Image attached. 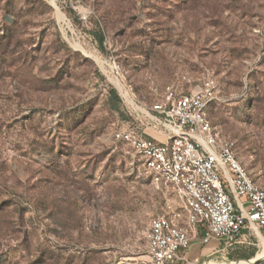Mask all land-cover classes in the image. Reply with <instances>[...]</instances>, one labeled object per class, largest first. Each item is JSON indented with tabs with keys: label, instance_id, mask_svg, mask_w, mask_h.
I'll list each match as a JSON object with an SVG mask.
<instances>
[{
	"label": "rangeland",
	"instance_id": "1",
	"mask_svg": "<svg viewBox=\"0 0 264 264\" xmlns=\"http://www.w3.org/2000/svg\"><path fill=\"white\" fill-rule=\"evenodd\" d=\"M208 80V117L264 187V0H0V264H146L178 201L115 135H155L145 107ZM257 235L182 264H264Z\"/></svg>",
	"mask_w": 264,
	"mask_h": 264
},
{
	"label": "built area",
	"instance_id": "2",
	"mask_svg": "<svg viewBox=\"0 0 264 264\" xmlns=\"http://www.w3.org/2000/svg\"><path fill=\"white\" fill-rule=\"evenodd\" d=\"M81 14L86 21L89 12ZM111 70L117 81L122 79L120 66ZM120 85L123 97H130ZM216 92L214 80L189 94L168 89L144 109L159 137L143 129L115 135L142 160L155 188L171 191L178 201L150 220L146 264H182L195 241L231 247L247 235L260 238L257 230L264 232V187L240 162L236 142L221 135L208 117Z\"/></svg>",
	"mask_w": 264,
	"mask_h": 264
},
{
	"label": "bare ground",
	"instance_id": "3",
	"mask_svg": "<svg viewBox=\"0 0 264 264\" xmlns=\"http://www.w3.org/2000/svg\"><path fill=\"white\" fill-rule=\"evenodd\" d=\"M128 97V96H127ZM129 100H131L132 102H134L130 97H128ZM135 103V102H134ZM136 104V103H135ZM137 105V104H136ZM138 106V105H137ZM139 107V106H138ZM140 108V107H139ZM259 233V231H256V234ZM264 256V252H262V257Z\"/></svg>",
	"mask_w": 264,
	"mask_h": 264
},
{
	"label": "crops",
	"instance_id": "4",
	"mask_svg": "<svg viewBox=\"0 0 264 264\" xmlns=\"http://www.w3.org/2000/svg\"><path fill=\"white\" fill-rule=\"evenodd\" d=\"M153 136H157V137H159L160 135L158 134V133H155V135H153ZM193 248V245L191 246V249ZM196 251V248L194 249V252ZM190 252H192V250H190Z\"/></svg>",
	"mask_w": 264,
	"mask_h": 264
},
{
	"label": "water",
	"instance_id": "5",
	"mask_svg": "<svg viewBox=\"0 0 264 264\" xmlns=\"http://www.w3.org/2000/svg\"><path fill=\"white\" fill-rule=\"evenodd\" d=\"M259 259H257L256 261H254L253 263H256L257 261H258ZM248 263V262H247ZM248 264H250V263H248ZM252 264V263H251Z\"/></svg>",
	"mask_w": 264,
	"mask_h": 264
}]
</instances>
